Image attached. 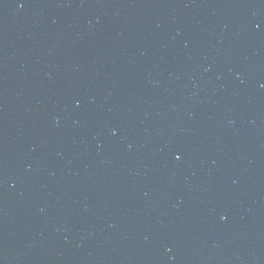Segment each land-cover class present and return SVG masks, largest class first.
<instances>
[{"label": "water", "instance_id": "1", "mask_svg": "<svg viewBox=\"0 0 264 264\" xmlns=\"http://www.w3.org/2000/svg\"><path fill=\"white\" fill-rule=\"evenodd\" d=\"M0 264H264V0H0Z\"/></svg>", "mask_w": 264, "mask_h": 264}]
</instances>
